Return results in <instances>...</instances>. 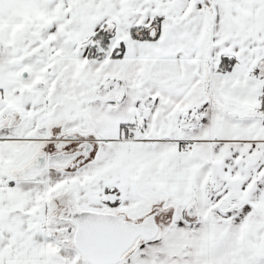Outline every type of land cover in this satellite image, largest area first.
Here are the masks:
<instances>
[{
	"label": "snow or ice",
	"instance_id": "obj_1",
	"mask_svg": "<svg viewBox=\"0 0 264 264\" xmlns=\"http://www.w3.org/2000/svg\"><path fill=\"white\" fill-rule=\"evenodd\" d=\"M0 264H264V0H0Z\"/></svg>",
	"mask_w": 264,
	"mask_h": 264
}]
</instances>
